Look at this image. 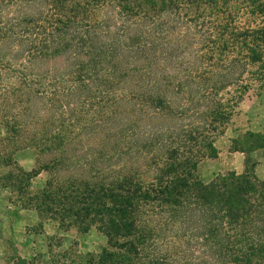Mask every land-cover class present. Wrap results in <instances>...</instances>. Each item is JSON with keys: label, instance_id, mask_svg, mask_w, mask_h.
Returning a JSON list of instances; mask_svg holds the SVG:
<instances>
[{"label": "trees", "instance_id": "obj_1", "mask_svg": "<svg viewBox=\"0 0 264 264\" xmlns=\"http://www.w3.org/2000/svg\"><path fill=\"white\" fill-rule=\"evenodd\" d=\"M172 1L149 23L155 0H0V165L34 149L50 170L40 214L107 236L75 264H264V179L200 175L232 117L222 93L247 91L254 65L264 76V28L238 31L233 17L253 55L221 52L169 35L205 26Z\"/></svg>", "mask_w": 264, "mask_h": 264}, {"label": "rangeland", "instance_id": "obj_2", "mask_svg": "<svg viewBox=\"0 0 264 264\" xmlns=\"http://www.w3.org/2000/svg\"><path fill=\"white\" fill-rule=\"evenodd\" d=\"M162 1L155 0L154 8L146 6L151 17L147 19L149 23L163 22L165 16H161L162 18L159 16V11L163 10ZM166 5L176 8L180 15L185 16V20L199 18L205 23L200 33L195 24L189 21L182 27H176L174 23L175 25L170 27L169 35L173 37L172 31L175 29L174 36L178 35V37L185 36L192 39L204 35L201 38H205L209 45L208 39L212 37L217 40V45L221 46V52L225 51V47L231 49L230 45L233 44V49L235 48L239 57L241 53L253 55L251 52L253 46L250 45V51L243 46L240 32L231 35L229 27L232 18L235 17L238 31L246 29L249 25L256 29L264 28V0H173ZM68 6L69 3L66 2L67 10ZM140 10L139 7H133L127 10V13L129 17L137 19L143 14ZM102 17L114 19L116 8L106 7L102 11ZM253 34L251 38H254ZM210 52L207 51L208 54ZM60 64L63 65L61 61ZM214 69L221 71L222 67H214ZM251 69L254 74L245 76L246 83L250 85L247 91H239V86H235L229 90V93L227 91L222 93L224 101L230 105L232 117L225 133L218 137L216 143L221 141L224 145L229 144L234 148H252L257 142L263 143L262 137L246 132L245 128L240 131L234 142L228 140L231 135H236L238 132V126L235 124L241 125L246 122L245 118L237 115L256 96L255 92L249 90L259 89L264 82V76L260 75L261 67L254 65ZM218 147V150H222L220 145ZM12 157L18 165H0V264H59V262L75 264L82 262V258L78 259L77 256L86 257L89 254L99 253L109 246L107 236L95 227L83 232L76 226L66 228L67 223L63 224L59 220L41 215L36 207V197L50 179V170L41 167L34 149L18 150ZM221 160L219 155L218 158L206 160L200 167L201 177L212 180L215 173L233 172L230 168H223ZM20 168L29 173L35 170L40 173L29 181L24 172L19 171ZM235 172L239 174L250 172L262 179L255 171L253 160L246 163L243 172L237 170Z\"/></svg>", "mask_w": 264, "mask_h": 264}, {"label": "crops", "instance_id": "obj_3", "mask_svg": "<svg viewBox=\"0 0 264 264\" xmlns=\"http://www.w3.org/2000/svg\"><path fill=\"white\" fill-rule=\"evenodd\" d=\"M249 92H255V98L251 103H248L238 113L237 116L245 118L246 122L235 124L237 127V134L231 135L229 141L234 142L237 139L240 131H245L254 135L262 137V145H254L252 148H234L232 146L224 145L221 141L217 142V147L220 145L222 150H219V156L223 168H230V170L243 172L246 168V163L253 160L255 163L256 173L264 179V82L259 89H250ZM219 148V147H218ZM219 163V164H220ZM220 167V168H222Z\"/></svg>", "mask_w": 264, "mask_h": 264}]
</instances>
